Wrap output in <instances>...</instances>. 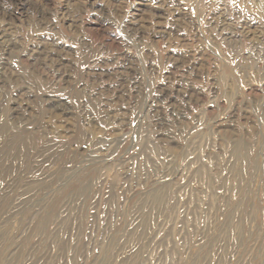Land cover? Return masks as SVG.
<instances>
[{"label": "rangeland", "instance_id": "374dc122", "mask_svg": "<svg viewBox=\"0 0 264 264\" xmlns=\"http://www.w3.org/2000/svg\"><path fill=\"white\" fill-rule=\"evenodd\" d=\"M0 264H264V0H0Z\"/></svg>", "mask_w": 264, "mask_h": 264}, {"label": "bare ground", "instance_id": "6f19581e", "mask_svg": "<svg viewBox=\"0 0 264 264\" xmlns=\"http://www.w3.org/2000/svg\"><path fill=\"white\" fill-rule=\"evenodd\" d=\"M122 68V67H121ZM158 196L159 195H156L155 197H153V200H156V201H158L159 199H158Z\"/></svg>", "mask_w": 264, "mask_h": 264}]
</instances>
